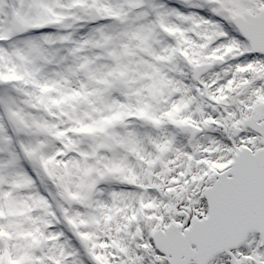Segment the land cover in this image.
<instances>
[{"label":"snow or ice","instance_id":"obj_1","mask_svg":"<svg viewBox=\"0 0 264 264\" xmlns=\"http://www.w3.org/2000/svg\"><path fill=\"white\" fill-rule=\"evenodd\" d=\"M0 264H264V0H0Z\"/></svg>","mask_w":264,"mask_h":264}]
</instances>
